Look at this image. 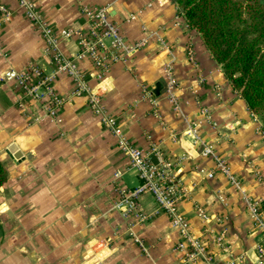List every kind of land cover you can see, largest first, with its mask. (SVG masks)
<instances>
[{
    "label": "crops",
    "instance_id": "crops-1",
    "mask_svg": "<svg viewBox=\"0 0 264 264\" xmlns=\"http://www.w3.org/2000/svg\"><path fill=\"white\" fill-rule=\"evenodd\" d=\"M1 1L11 10V18L0 31V161L6 175L0 187V264H184V254L175 249L177 233L151 196L138 202V210L150 214L145 223H136L114 207L115 185L132 188L139 180L134 171H127L116 138L89 111L86 99L70 97L73 84L66 75L53 81L65 98L59 121L31 123L34 104L27 103L24 110L18 107L21 94L13 83L1 80L3 74L29 63L50 74L53 64L45 40L17 0ZM31 1L55 33L86 31V19L74 0ZM81 1L106 8L128 43L145 40L127 62L115 63L101 80L96 79L91 62L80 59L78 65L90 86L102 95L124 136L151 163H172L186 193L179 210L189 220L192 235L208 243L212 236L207 228L213 234L225 230L224 249L209 242L214 263L254 264L264 230L254 225L243 197L264 202V181L256 175L264 180L260 122L226 81L173 0ZM130 15L135 19L130 20ZM188 47L194 65L187 58ZM58 48L65 56L73 55L76 39H60ZM168 64L176 79L180 113L173 111L164 94ZM157 85L156 96L152 90ZM155 99L164 125L151 114ZM191 125L227 163L241 189L230 184L212 158L200 155V146L193 145L187 134ZM172 136L180 139L173 141ZM12 145L14 152L9 150ZM206 172L213 177L207 178ZM197 206L207 215L206 222L196 215Z\"/></svg>",
    "mask_w": 264,
    "mask_h": 264
},
{
    "label": "built area",
    "instance_id": "built-area-1",
    "mask_svg": "<svg viewBox=\"0 0 264 264\" xmlns=\"http://www.w3.org/2000/svg\"><path fill=\"white\" fill-rule=\"evenodd\" d=\"M74 1L80 6L81 13L87 22V29L84 32L63 29L59 33H55L31 0H17L18 7L25 18L45 40L53 69L50 74H45L37 64L29 63L19 70H7L1 80L4 83H13L18 89L21 99L17 105L20 109L24 110L27 103L34 104L35 112L30 120L31 123H36L44 119L59 121L58 115L65 103V98L57 93L53 81L61 74L66 75L73 84L70 97L86 99L89 111L116 138V148L126 158L127 171H134L139 180V184L132 188L115 185L117 200L114 207L122 215L132 216L136 223H145L150 219V214L139 211L138 202L143 196H151L156 208L167 216L170 227L177 233L178 242L175 249L184 254L183 263L199 260L200 264H215L213 251H208L209 242L219 249H224L225 230L213 234V230L207 228L206 231L212 236L208 243L200 241L192 235L189 220L179 210V203L186 196V193L172 163L164 161H161L160 165L151 163L143 151L135 147L124 136L117 118L108 113L102 95L90 86L84 72L78 65L80 59H88L94 67L96 79L101 80L115 63L127 62L130 54L144 46L145 40L133 44L128 43L118 23L109 17L106 8H94L85 5L81 0ZM135 17V15H130L129 19L133 20ZM10 18L11 10L0 0V31ZM70 38L76 39L77 52L65 56L59 50L58 43L60 39ZM187 58L189 62L195 64L193 51L190 47L187 48ZM164 72L165 97L172 105L173 111L180 113L175 96L177 84L172 65L168 64ZM151 114L160 125L165 124L156 99L152 101ZM203 114L206 116V111H203ZM187 134L192 137L193 145L200 146V155L212 158L216 167L227 177L230 184L241 189L239 180L231 174L227 163L215 154L211 146L199 138L194 126L188 129ZM171 139L175 141L180 138L172 136ZM256 175L259 182L264 181L260 174L257 173ZM205 176L212 178L213 174L206 172ZM115 177L119 178L120 174H115ZM243 201L254 225L264 230L263 200L244 196ZM195 213L202 222L208 220L207 215L199 206L195 207ZM129 234L133 241L144 249L141 239L132 231ZM256 253L257 260L254 264H264V242L257 245Z\"/></svg>",
    "mask_w": 264,
    "mask_h": 264
},
{
    "label": "trees",
    "instance_id": "trees-1",
    "mask_svg": "<svg viewBox=\"0 0 264 264\" xmlns=\"http://www.w3.org/2000/svg\"><path fill=\"white\" fill-rule=\"evenodd\" d=\"M264 132V0H173ZM6 180L0 161V187Z\"/></svg>",
    "mask_w": 264,
    "mask_h": 264
},
{
    "label": "water",
    "instance_id": "water-1",
    "mask_svg": "<svg viewBox=\"0 0 264 264\" xmlns=\"http://www.w3.org/2000/svg\"><path fill=\"white\" fill-rule=\"evenodd\" d=\"M159 89H160V86L157 85L156 88H155L154 90H152L153 94H155V95L157 96L158 93H159ZM185 148L188 150L187 147H185ZM14 149H15V147H14L13 145L10 146V148H9V150H10L11 152H14V151H13Z\"/></svg>",
    "mask_w": 264,
    "mask_h": 264
}]
</instances>
